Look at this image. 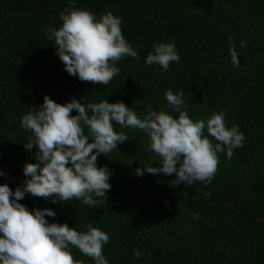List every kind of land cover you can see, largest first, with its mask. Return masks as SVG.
<instances>
[{"label":"trees","instance_id":"1","mask_svg":"<svg viewBox=\"0 0 264 264\" xmlns=\"http://www.w3.org/2000/svg\"><path fill=\"white\" fill-rule=\"evenodd\" d=\"M67 6L68 0H0V183L21 185L22 165L35 162V146L23 147L31 133L21 128L20 117L45 95L60 104L73 97L82 104L121 101L141 118L151 105L175 117L164 92L182 90L194 121L224 110L227 126L239 125L245 137L230 159L218 153L210 181L174 186V173L135 175L137 167L160 166L159 157L145 133L114 122V131L128 140L97 156V165L112 172L105 201L53 204L26 194L18 202L30 211L52 208L56 215L46 217L49 222L78 231L91 224L108 233L103 254L109 264H264V228L249 220H264V0H75L72 7L122 17V35L141 57L117 61L120 72L107 85L69 75L55 55L43 30L58 28ZM230 36L239 53L235 66ZM173 41L180 60L167 71L144 63L154 44ZM223 189L235 209L227 197L220 200ZM134 249L141 252L138 259ZM71 253L93 264L75 247Z\"/></svg>","mask_w":264,"mask_h":264},{"label":"clouds","instance_id":"2","mask_svg":"<svg viewBox=\"0 0 264 264\" xmlns=\"http://www.w3.org/2000/svg\"><path fill=\"white\" fill-rule=\"evenodd\" d=\"M74 4L75 0H68L59 13L62 23L58 28L49 25L43 31L53 41L55 55L69 75L107 85L120 72L117 61L125 56L137 61L141 57L122 35V17L111 11L97 16L72 7ZM232 39L228 37V51L235 66L239 53ZM240 46L245 47V42L240 41ZM179 60L174 41L160 42L153 45L144 63L158 65L156 71H167L171 62ZM164 96L177 116L148 105L141 118L121 101L82 104L73 97L60 104L47 95L39 106L28 107L20 117V126L31 133L23 147L31 150L35 146V162L22 165L21 185L12 189L0 183V264H82L74 260L72 247L90 257L93 264H109L103 254L108 233L91 224L85 226L86 231H78L67 223L49 222L46 217L56 215L52 208L30 211L18 201L26 194L53 204L72 198L87 205H96L97 198L105 201L112 172L106 165H97V156L117 150L118 143L128 140L125 132L114 131V122L145 133L148 148L159 157L160 166L137 167L134 174L174 173V186L210 181L217 170L218 153L224 152L230 159L233 150L243 146L244 134L239 125L227 126L224 110L194 121L186 110L182 90L168 89ZM73 110L76 114L70 115ZM4 175L0 171V176ZM196 215L193 213L194 218ZM133 252L138 259L141 252Z\"/></svg>","mask_w":264,"mask_h":264},{"label":"water","instance_id":"3","mask_svg":"<svg viewBox=\"0 0 264 264\" xmlns=\"http://www.w3.org/2000/svg\"><path fill=\"white\" fill-rule=\"evenodd\" d=\"M261 48H264V44H263V46L261 47ZM261 48H259V49H257L256 51H259ZM255 51H253L251 54H253ZM251 54H249V55H251ZM239 59H241V58H239ZM227 197L228 199H230L231 200V205H232V207L235 209L236 208V206H235V199L231 196V195H229L224 189H223V194L220 196V200H221V198L222 197ZM249 220L255 225V226H259V227H263L264 228V220L263 219H261V218H257V219H251V218H249Z\"/></svg>","mask_w":264,"mask_h":264}]
</instances>
